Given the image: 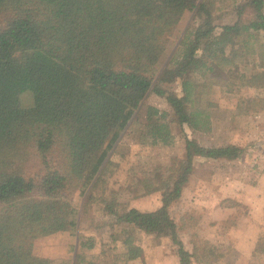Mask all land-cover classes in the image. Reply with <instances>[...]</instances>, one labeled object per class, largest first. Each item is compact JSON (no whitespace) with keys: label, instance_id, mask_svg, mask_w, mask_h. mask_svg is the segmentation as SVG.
I'll return each instance as SVG.
<instances>
[{"label":"trees","instance_id":"16d2710c","mask_svg":"<svg viewBox=\"0 0 264 264\" xmlns=\"http://www.w3.org/2000/svg\"><path fill=\"white\" fill-rule=\"evenodd\" d=\"M239 2L236 22L224 25L219 37L215 0H0V264H55L36 253L35 241L76 235V198H84L107 172L150 92L172 108L186 158L171 182L155 173L140 181L148 194L161 191L158 209L131 208L113 216L120 225L168 237L179 264H191L170 208L199 159L232 162L245 153L236 145L207 147L187 136L186 129L212 131L211 89L193 77L233 71L252 59L257 68L243 73L240 83L264 86V41L258 38L264 0ZM187 12L199 23L184 33L160 72ZM176 139L169 114L147 106L142 144L173 146ZM29 160L37 166L34 174L26 170ZM127 238L118 263L142 257ZM260 246L264 253V240ZM81 247L92 250L95 244L88 239ZM83 262L76 255L73 264Z\"/></svg>","mask_w":264,"mask_h":264},{"label":"rangeland","instance_id":"374dc122","mask_svg":"<svg viewBox=\"0 0 264 264\" xmlns=\"http://www.w3.org/2000/svg\"><path fill=\"white\" fill-rule=\"evenodd\" d=\"M239 1L243 0H215L217 36H224V25L236 22L235 7ZM198 23L194 13L184 15L170 38L160 72L184 33ZM258 38L264 41V32ZM256 68L257 61L248 59L233 71L217 70L214 74L193 77L211 89L212 131L205 134L186 129L187 136L207 147L236 145L245 149V153L232 162L199 159L182 197L170 208L180 239L191 255V264H264L260 246L264 240V86H244L239 79ZM176 90L180 92L179 88ZM147 106L169 114L177 136L175 145L142 144ZM173 120L174 113L167 100L150 92L136 112L133 124L120 138L119 153L112 155L107 172L84 198H76L79 203L76 235L67 232L42 237L35 241L36 253L55 264H73L76 255L83 258L81 264H179L175 246L168 237L120 225L113 216L114 211L131 208L154 211L162 205L161 191L148 194L140 181L152 178L155 173L158 180L171 182L174 170L183 167L185 142ZM25 167L30 174L37 169L32 160ZM158 180H154L156 186ZM127 237L134 247L140 248L142 257L118 263V254L127 249ZM88 239L95 247L83 250L81 244Z\"/></svg>","mask_w":264,"mask_h":264}]
</instances>
